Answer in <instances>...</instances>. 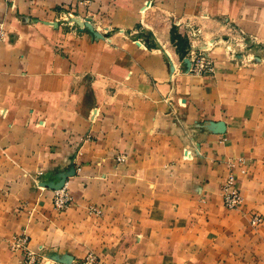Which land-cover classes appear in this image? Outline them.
<instances>
[{
	"label": "crops",
	"instance_id": "1",
	"mask_svg": "<svg viewBox=\"0 0 264 264\" xmlns=\"http://www.w3.org/2000/svg\"><path fill=\"white\" fill-rule=\"evenodd\" d=\"M79 1L0 0V264H264V0ZM196 10L246 47L210 75L155 31Z\"/></svg>",
	"mask_w": 264,
	"mask_h": 264
},
{
	"label": "rangeland",
	"instance_id": "2",
	"mask_svg": "<svg viewBox=\"0 0 264 264\" xmlns=\"http://www.w3.org/2000/svg\"><path fill=\"white\" fill-rule=\"evenodd\" d=\"M187 16L184 19L176 13L161 11L156 13L155 31L160 35L163 43L176 54L175 63L179 64L182 60V63L187 66L188 72L193 74L195 73L190 70L192 64H206L212 68V71L204 74L210 75L214 72L215 53L223 52L224 56L228 58L242 55L246 47L244 43L238 42L231 36L229 29L215 26V20L207 18L203 14L199 15V10ZM81 22L85 26V20ZM146 32L148 35L151 33L147 30ZM204 74L201 73V75ZM92 254L95 258L88 260L86 259L87 254L83 264H98V256ZM41 264H51V262L46 259Z\"/></svg>",
	"mask_w": 264,
	"mask_h": 264
},
{
	"label": "built area",
	"instance_id": "3",
	"mask_svg": "<svg viewBox=\"0 0 264 264\" xmlns=\"http://www.w3.org/2000/svg\"><path fill=\"white\" fill-rule=\"evenodd\" d=\"M79 3L86 6L90 3V0H80ZM91 20V19H90ZM3 37V33L0 32V39ZM191 71L195 74L208 73L212 71V68L208 67V65L203 63H196L195 65H191ZM118 162L125 161V155L118 154L116 156ZM233 165H230L232 168ZM79 170V168H77ZM221 196L223 205L228 210H237L241 208L243 205V196L240 191V187L238 184V180L233 173L232 170L227 174L226 180L221 187ZM71 195L68 190V181L64 182V184L57 189H53V205L56 209L62 210L71 202ZM91 212L97 215L102 214V209L97 208L95 206L90 207ZM261 218L258 215H254L251 218V223L253 225L260 222ZM29 236L26 233H17L12 236L10 240V249L14 251L22 252V264H39L42 259L41 254L30 247L29 245ZM95 257L92 253H88L86 259L93 260Z\"/></svg>",
	"mask_w": 264,
	"mask_h": 264
},
{
	"label": "water",
	"instance_id": "4",
	"mask_svg": "<svg viewBox=\"0 0 264 264\" xmlns=\"http://www.w3.org/2000/svg\"><path fill=\"white\" fill-rule=\"evenodd\" d=\"M77 23L80 25V26H83L84 23L82 24V22L80 20H77ZM85 26H87L90 30H92L91 26L89 24H85ZM73 170V169H72ZM69 175V174H68ZM68 175H66V177L61 181L60 184H58L57 186L53 187V189H57V188H60L64 182L66 181V179L68 178ZM56 259V258H55Z\"/></svg>",
	"mask_w": 264,
	"mask_h": 264
}]
</instances>
